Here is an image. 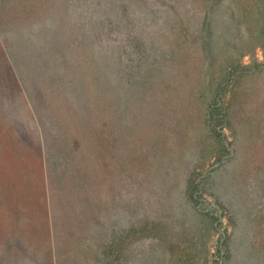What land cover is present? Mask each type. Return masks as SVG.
I'll use <instances>...</instances> for the list:
<instances>
[{
  "label": "rangeland",
  "instance_id": "374dc122",
  "mask_svg": "<svg viewBox=\"0 0 264 264\" xmlns=\"http://www.w3.org/2000/svg\"><path fill=\"white\" fill-rule=\"evenodd\" d=\"M6 226L65 231L58 264H264V0H0Z\"/></svg>",
  "mask_w": 264,
  "mask_h": 264
},
{
  "label": "trees",
  "instance_id": "16d2710c",
  "mask_svg": "<svg viewBox=\"0 0 264 264\" xmlns=\"http://www.w3.org/2000/svg\"><path fill=\"white\" fill-rule=\"evenodd\" d=\"M67 43V49H70L71 51L79 52L77 53L78 56H76L74 59L70 60L67 59V54L62 53V63L61 65H83L86 63V61L90 58V61H93V65H99L97 61L91 56V46L88 45V42L84 36H76L74 37L73 34L69 36V38L66 39ZM92 59H91V57ZM96 63V64H95ZM219 91L213 101L210 103L207 111L206 116V126L207 130L209 132L210 138L215 142L217 145H221V148L225 149L224 147V125L226 120V106L224 105V94L221 95ZM221 156L218 157V160H221ZM195 186L193 182L190 180L188 182V186L186 188V195L188 199L191 202H194L193 199V193L195 190ZM5 230V231H4ZM44 235H48L50 240H48ZM53 237H52V236ZM0 236H5L4 239L6 242H14V245H25L27 243L30 244H37L41 247H45V245H48L49 250L52 252L54 248V258H51L49 260L48 254H50V251H47L46 249V256H47V264H58L59 257L57 256V253L59 252L60 244L62 243L63 239L67 237V234L65 231H62V229L57 228H40V227H15V226H6L3 230L0 231ZM46 240H42V238ZM16 243V244H15ZM55 245V246H54ZM53 246V248H52ZM24 247V246H23ZM46 248V247H45ZM44 250V249H43ZM45 253V252H44Z\"/></svg>",
  "mask_w": 264,
  "mask_h": 264
}]
</instances>
